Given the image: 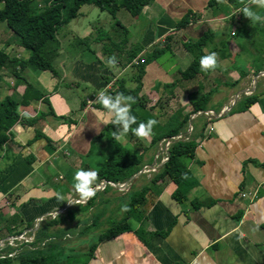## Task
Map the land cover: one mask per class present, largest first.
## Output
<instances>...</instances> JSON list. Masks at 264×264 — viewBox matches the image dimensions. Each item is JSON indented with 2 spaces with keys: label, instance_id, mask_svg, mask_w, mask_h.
Returning a JSON list of instances; mask_svg holds the SVG:
<instances>
[{
  "label": "crops",
  "instance_id": "crops-1",
  "mask_svg": "<svg viewBox=\"0 0 264 264\" xmlns=\"http://www.w3.org/2000/svg\"><path fill=\"white\" fill-rule=\"evenodd\" d=\"M245 1L249 2L226 0L214 11L208 8L209 0H153L127 25L116 18L128 29L127 36L123 33L116 39L108 35L105 41L96 39L104 62L59 58L63 71L69 64L67 75L65 71L57 77L51 73L45 81L46 94L57 117L48 113L34 126L17 123L0 160L3 215L18 216L19 225L26 224L17 236L7 235L11 230L0 224V233L6 234L0 239L5 242L4 249L14 248L8 239L20 236H24L16 240L22 245L20 249L30 246L42 222L62 215L59 224L49 227L54 234L50 240L66 244L68 250L76 249L78 241L94 231L95 227L88 228L98 218L100 224L107 223L113 214L121 220L127 204L121 198L147 187L142 219L129 221L131 232L99 243L88 264H264V76L257 81L254 78L264 71V47L260 48L264 46V33L256 34L251 42L250 35L240 31L245 22ZM258 10L262 8L255 5L253 11ZM188 14L193 15L188 25L179 27ZM110 29L114 30V25ZM119 29L117 26L116 31ZM206 34L210 37L199 50L187 49ZM109 38L126 58L136 50L138 63L134 60L127 64L116 56L115 66H109L104 53L106 46L113 44ZM159 50L164 52L149 60L141 72L140 60ZM212 52L217 54L215 70L204 72L199 68L193 79H183L182 73L196 54L203 57ZM67 76L70 81L64 84ZM121 82L130 92L139 90L134 96L136 107L131 105L137 118L131 127L135 129L149 119L158 122L147 138L129 131L118 140L130 152L143 157L142 172L124 183L123 188L110 185L109 189L98 177L92 185L95 196L81 201L74 187L75 173L81 169L98 172L114 150L107 135L112 123H104L106 110L84 102L100 90L116 92ZM80 85L93 91L80 98L74 90ZM253 94L260 95L259 101L240 109L242 98ZM203 95H210L207 109L194 113L191 99ZM45 106L42 101L32 103L20 107V113L36 118L46 112ZM211 111L214 116L209 121L211 115L204 113ZM187 116L188 122L182 127ZM177 129V137L182 139L163 138L154 145L160 135L167 136ZM37 132L45 134L51 143L39 138ZM178 139L195 145L194 156L184 160L191 174L188 187L183 189L185 202L174 198L178 189L175 183L158 178L169 160L170 145ZM70 200L80 203L69 204ZM89 200L93 203L89 204ZM239 214L240 220L236 219ZM138 229L145 231V237L136 232Z\"/></svg>",
  "mask_w": 264,
  "mask_h": 264
},
{
  "label": "trees",
  "instance_id": "trees-1",
  "mask_svg": "<svg viewBox=\"0 0 264 264\" xmlns=\"http://www.w3.org/2000/svg\"><path fill=\"white\" fill-rule=\"evenodd\" d=\"M42 1V0H40ZM45 1V3H44ZM226 0H209L208 8L218 11L221 4ZM153 0H43V4L38 0H0V4L3 8L0 9V23H6L8 28L19 39V45L30 52V57L27 59L11 57L5 49H0V83L3 82L4 70H11L13 76L25 86V90L21 96L15 98L11 95L6 96L0 100V160L2 159L5 145L10 141L12 137L13 127L19 123L24 122L29 126H34L38 120L46 117L49 114L56 116L51 102L47 97L46 92L42 91L34 83H31L26 77L23 76L25 70L29 68L48 71L55 77L59 76L57 69L55 68L54 60L59 56L60 52V40L59 34L63 26L69 25L73 20L80 16L81 9L86 5H93L102 12L109 13L115 20L116 25L120 27L123 33L127 36L128 29L121 24L116 18L117 14L121 10L128 11L133 17H137L142 14L143 10L150 5ZM243 7L249 6L252 10L255 5L245 1ZM261 17L264 16V8L257 12ZM192 14H188L179 23V27L188 25L192 19ZM245 24L240 27V31L246 35H250L251 42L255 38L256 34L264 33V23H256V21L250 20L242 13ZM246 21H250L247 23ZM254 22V23H253ZM211 34V33H210ZM210 34H206L196 44L188 45L187 49L190 52L199 50L206 44V41L210 37ZM90 37H86L80 40V43H86ZM103 40V39H101ZM112 41L111 38H109ZM94 41H98L94 39ZM128 39H125L127 43ZM112 43L116 46L118 44ZM164 50H159L154 55H150V58L140 60V71L143 72L146 63L149 60L156 59ZM136 50L128 53L127 64L133 62L137 58ZM194 61L190 67L182 73L183 79H193L200 71V59L202 56L195 55ZM264 58V57H263ZM262 58V59H263ZM264 62V60H263ZM140 85V80L138 78ZM235 83L234 85H237ZM123 91H126L125 93ZM139 91V90H138ZM137 91V93H138ZM117 93H123L126 96H136L134 93L124 89L122 82L119 84L116 92H111V95L115 96ZM210 99V95H203L199 98H192L194 113L204 112L207 109V103ZM260 99L259 94H253L251 96H244L239 102L240 109H247L255 105ZM42 101L48 107V112H41L36 118H30L26 115H21L20 107L30 106L32 103H38ZM86 101L84 102L85 105ZM136 107L135 104H133ZM95 107L103 109L100 104ZM143 109L142 105H138ZM105 110V109H103ZM52 112V113H51ZM142 112L141 110L139 111ZM69 123H75L69 118L58 117ZM188 116L184 118L181 126L184 127L188 122ZM143 121V120H142ZM141 123V122H140ZM206 124L204 125V128ZM111 131H108V137L110 143L114 146L112 154L109 156L103 167L97 172L98 177L108 182L115 184H124L128 182L135 175L143 169V157L137 156L126 149L118 140L113 137V132H117L119 126L111 125ZM109 129V128H108ZM180 129L169 133L167 136L160 135L156 138L155 144H158L163 138H175L177 137ZM39 138L46 139L51 143V139L48 138L42 132H37ZM195 152V145L193 143H185L183 140H176L172 142L169 148V160L165 162L158 178L172 181L178 186L176 193L173 195L179 202L187 201L185 190L189 185V179L191 174L185 165L184 160L186 158H192ZM111 187L110 184L107 188ZM149 188L142 187L131 193V200L125 205L124 217L116 222L110 224V226L98 237L96 243L90 245L89 251L86 254V259L82 261V258L74 252L66 254L67 251L60 246V241L50 240L54 235L49 232V227L55 224H59L61 219L45 220L42 222L41 227L36 233V238L30 246H24V248L9 247L2 250L0 255V264H88V261L94 256V252L99 243L116 238L117 236L131 232L133 229L130 224V220H141L143 217V207L147 201V195ZM89 204L93 203V200H89ZM198 206L195 205L194 208ZM97 218V217H96ZM242 214H239L236 219L240 220ZM73 219V216L72 218ZM100 222V218L97 219V223L93 224L88 230L97 227ZM32 227V225H29ZM87 229V228H86ZM142 237L146 235L145 231L140 229L136 230ZM22 232L11 233V236H17ZM85 234V232H82ZM1 239V237H0ZM145 240V238H144ZM146 242V240H145ZM15 253L14 256H10ZM61 253V255H59ZM66 254V260L63 259V255ZM59 255V256H56ZM84 254H81L83 256Z\"/></svg>",
  "mask_w": 264,
  "mask_h": 264
},
{
  "label": "rangeland",
  "instance_id": "rangeland-1",
  "mask_svg": "<svg viewBox=\"0 0 264 264\" xmlns=\"http://www.w3.org/2000/svg\"><path fill=\"white\" fill-rule=\"evenodd\" d=\"M39 3L43 4V0L40 1L38 0ZM45 3V1H44ZM3 8V5L0 4V9ZM244 7L242 6V9ZM117 19H119L124 25H127L133 20V16L126 10H121L117 14ZM115 19L107 12H102L98 8H96L93 5H86L84 6L81 11H80V16L73 20L69 25L63 26L60 30L59 34V40H60V52L59 56L55 58L54 64L55 68L57 69L58 73L60 76H63V72L65 71L67 75V71L69 70V64L68 62L65 64L64 71L60 68L61 66L59 65V58L60 57H65L66 60H76V61H90L92 64H97L98 61H103V57L100 56L102 51L99 50L97 43L98 41H94V39H103L105 41L107 35L112 36L113 38L116 39L119 36H123V31L117 29V25L114 21ZM245 21V19L243 20ZM114 22V23H112ZM242 22V21H241ZM249 23L250 21H246ZM254 23V22H253ZM256 23H264V18L261 19L260 21H256ZM245 24V22L243 23ZM114 25V30L110 29L111 26ZM88 33H92L91 38L89 41H86V43H80V40L88 37ZM86 36V37H85ZM115 43V42H114ZM264 44V39L263 42ZM264 46H260L262 48ZM0 49H5L7 53L11 57H17V58H22V59H27L30 57V52L23 47L19 45V39L14 35V33L8 28L6 23H0ZM263 49V48H262ZM264 50V49H263ZM119 48H115L114 44H109L106 46V49L104 50L105 59H109L113 56H118L119 59H123V62H127L128 59L121 55V51ZM264 52V51H262ZM264 55V53H263ZM125 58V59H124ZM3 76L4 80L3 82L0 83V100L4 99L6 96L11 95L15 98H18L21 96L25 90V86L22 85V83L17 81V79L13 76L11 73V70H4L3 71ZM24 77H26L31 83H34L37 87H39L42 91L46 92L47 91V86L45 85L46 78H51V73L48 71H41L33 68H29L25 70ZM64 84L68 83L70 81V78L67 76V79H63ZM76 94L80 93V98L86 97L89 93H91L93 90L92 89H86V86L80 85L77 88L74 89ZM97 96V95H95ZM91 98V97H89ZM87 99V98H86ZM46 112H48V108L45 106ZM104 165V164H103ZM115 184V183H114ZM123 185V184H121ZM116 186V185H114ZM118 187V186H117ZM111 187H109L110 189ZM121 188V187H119ZM102 197L106 199V196L104 193H102ZM124 199L123 203H129L131 200V194L130 196L126 198H121ZM109 204L105 205V210L107 209ZM2 208L0 207V224L5 228H9L11 230L10 232L7 233H18V231H22L24 229L23 225H19L20 218L18 216H9V215H3L4 213L1 210ZM114 217L110 219H106V222H103L104 224H98L97 227L94 228V231L88 234V237L85 239H81L78 242V248L68 250L66 249V244H63L60 246L65 249L66 254L74 252V254H78L81 258L82 261L86 259V254L89 251L90 245L94 244L97 242L98 237L110 226L111 223L118 221L117 219V214H113ZM9 216V217H7ZM63 218L60 217L59 219ZM19 228V230H17ZM93 230V229H92ZM5 232L0 233V237L5 236ZM15 242V243H14ZM13 245L14 248H20L22 245L20 244V241H14ZM66 254L63 255L62 260H66ZM81 254H84L81 256ZM61 255V253L59 254ZM56 255V256H59Z\"/></svg>",
  "mask_w": 264,
  "mask_h": 264
},
{
  "label": "clouds",
  "instance_id": "clouds-1",
  "mask_svg": "<svg viewBox=\"0 0 264 264\" xmlns=\"http://www.w3.org/2000/svg\"><path fill=\"white\" fill-rule=\"evenodd\" d=\"M250 4H254L259 8H264V0H249ZM245 17L252 21H260L262 18L254 12L249 6L242 9ZM109 66H115L116 58L111 57L107 61ZM218 67L217 54L212 52L201 57L200 68L202 71L215 70ZM97 102L106 110L107 119L104 123L111 122L115 126H119L117 132H113L115 140L121 139L129 131H132L137 137L147 138L151 135L153 127L158 123L154 119H149L146 123L141 122L137 128L133 129L131 126L136 123V117L131 112V105L134 104L135 98L126 96L123 93H117L115 96L107 93L105 90H100L97 93ZM27 115V114H25ZM76 183L74 185L76 192L80 196L81 201H86L96 194V189L92 187L94 182L98 179V173L95 170H78L74 177ZM62 199V197H60ZM69 204H79L80 201H68ZM127 210V209H125Z\"/></svg>",
  "mask_w": 264,
  "mask_h": 264
},
{
  "label": "built area",
  "instance_id": "built-area-1",
  "mask_svg": "<svg viewBox=\"0 0 264 264\" xmlns=\"http://www.w3.org/2000/svg\"><path fill=\"white\" fill-rule=\"evenodd\" d=\"M135 62L136 63H138V61L137 60H135ZM106 92H108V91H106ZM86 103H87V105L89 106V107H95L97 104H99L98 102H97V96H93V97H91V98H87L86 100ZM204 114H207V115H211L210 117H209V121H211L212 119H213V116H214V113L211 111V112H206V113H204ZM211 129H213V127H211ZM193 130V128H191L190 129V131H192ZM177 138H183V136L182 137H175V138H170L171 140H173V139H177ZM181 139H178V140H181ZM108 184H110V185H115L114 183H112V182H109ZM24 238V236H20V237H13V238H10V239H8V241H9V243H10V245L11 244H13V242L14 241H16V240H22ZM5 248V242H0V255L2 254V250ZM15 255V253H13V254H11L10 256H14Z\"/></svg>",
  "mask_w": 264,
  "mask_h": 264
},
{
  "label": "water",
  "instance_id": "water-1",
  "mask_svg": "<svg viewBox=\"0 0 264 264\" xmlns=\"http://www.w3.org/2000/svg\"><path fill=\"white\" fill-rule=\"evenodd\" d=\"M261 76H264V71H262V72H259L257 75H255V80L257 81L258 80V78L259 77H261ZM244 92H245V90L244 91H241V92H239V94L237 95V97H236V99H235V102H237V100H238V98H239V96L241 95V94H244ZM142 172V170L139 172V173H141ZM138 175V174H137ZM136 176V175H135ZM134 176V177H135ZM109 182L108 181H105V185H107ZM116 186H118V187H121V188H123V187H125V185L123 184V185H121V184H115Z\"/></svg>",
  "mask_w": 264,
  "mask_h": 264
}]
</instances>
